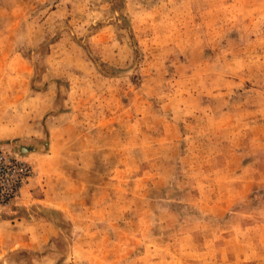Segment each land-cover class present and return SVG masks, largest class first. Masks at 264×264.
<instances>
[{"label":"rangeland","instance_id":"1","mask_svg":"<svg viewBox=\"0 0 264 264\" xmlns=\"http://www.w3.org/2000/svg\"><path fill=\"white\" fill-rule=\"evenodd\" d=\"M0 264H264V0H0Z\"/></svg>","mask_w":264,"mask_h":264}]
</instances>
